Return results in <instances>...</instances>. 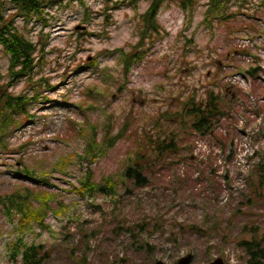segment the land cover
Masks as SVG:
<instances>
[{
    "label": "rangeland",
    "instance_id": "rangeland-1",
    "mask_svg": "<svg viewBox=\"0 0 264 264\" xmlns=\"http://www.w3.org/2000/svg\"><path fill=\"white\" fill-rule=\"evenodd\" d=\"M85 2L89 21L75 3L52 9L47 24L16 19L39 50L44 45L30 77L13 80L0 47V95L32 98L33 115L19 117L7 151L0 146V194L29 187L56 195L55 211L68 209L50 213L52 232L36 228L25 243L45 246L43 264H174L188 254L191 264L218 258L246 264L244 244H264V0H228V18L211 24L205 21L208 0H197L191 21L178 4H168L158 16L163 35L146 39L144 59L128 78L121 50L131 51L141 39L139 17L150 1L126 0L112 12V24L104 0ZM78 25L88 29L76 31ZM253 68L259 75L248 74ZM208 90L220 92L232 108L204 136L192 131L189 118L179 121L178 112L183 99ZM127 121L126 137L91 166L96 183L120 182L116 198L76 193L88 161L53 171L61 158L84 156L81 127L90 135L94 125L102 142ZM173 135L174 145L159 150ZM38 163L50 173L46 185L13 168L41 171ZM133 163L144 167L148 183L137 186L123 176ZM0 233V264H14L11 245L19 236L3 213Z\"/></svg>",
    "mask_w": 264,
    "mask_h": 264
},
{
    "label": "trees",
    "instance_id": "trees-1",
    "mask_svg": "<svg viewBox=\"0 0 264 264\" xmlns=\"http://www.w3.org/2000/svg\"><path fill=\"white\" fill-rule=\"evenodd\" d=\"M125 1L104 0V11L106 12L108 23H113L111 21L112 12ZM149 1L148 9L139 17L143 23L141 39L132 47L131 51L121 50L119 63L123 66L126 78L131 74L133 68L143 61L146 54V39L152 38L153 33H156L158 36L163 35L160 33L161 27L158 22L161 10L168 4H178L183 13L191 21L198 6L197 0ZM227 2L228 0H208L205 21L211 24L213 20H226L228 18L225 12ZM73 3L84 9L86 14L85 20L89 21L91 14L86 7L85 0H0V47L9 57L8 73L12 76L13 80L18 82L20 79L28 78L34 73L36 68L42 63V59L39 60V53L44 48V45H42L39 50V43L27 38L20 31L16 19L21 17L28 23L34 18H39L43 20V24H47L48 20L46 17L50 16L52 9H58L59 7L67 8ZM8 11L12 12L7 13ZM260 71L261 69L259 68H253L248 71V74L254 77L259 75ZM31 100L32 98L24 94L15 95L4 92L0 95V146L2 149L6 151L9 149L7 137L12 134V129L21 127L19 117L24 116L25 119H29L33 116L28 109ZM232 103V101H229L230 106ZM226 104H228V101L225 102L222 94L215 90H208L207 95L200 98L197 92H193L189 98L183 99L180 102L178 120L182 121L185 118H189L191 120L190 126L192 131L205 136L213 133L219 122L226 118L228 110L232 108L228 109ZM90 126V135L82 127L78 130L80 136L86 140L84 156H78L75 153L61 158L53 166V171L66 173L69 164L73 163L76 159L88 161L89 164L86 167L85 176L80 180L79 188H75L76 193L88 199H93L98 195H105L114 199L119 195L120 182L112 177H107L102 179L103 182L96 183L91 166L98 162L106 149L114 148L126 137L130 123L129 121L125 122L121 131L115 136H111L110 132L107 131L102 142L97 140L98 134L95 126ZM174 141L175 137L173 135L170 140L162 142V148L159 150L164 151L171 148L174 145ZM22 148H25V146ZM38 164L42 169L41 171L36 168H30L26 164H23L21 168H17L16 166L13 168L24 179L40 183V185H46L50 181V173L43 169L40 163ZM123 176L132 180L137 186L149 182L145 175L144 167L142 165L138 166L135 163L125 168ZM56 200L58 198L53 193L34 190L29 187L17 188L8 194H0V213H3L8 222L14 225V230L19 236L17 242L11 245L10 258L15 263H17L18 258H21L22 264H43L46 260L47 253L45 252V246L35 243L31 245L26 244L25 236L28 233L35 232L36 228L40 231L49 230L52 232L51 228L47 225L50 213H57L59 215L68 213L67 206L61 205L59 211H55L52 208L51 203ZM244 248L248 257L247 264H264V244L247 242L244 244Z\"/></svg>",
    "mask_w": 264,
    "mask_h": 264
},
{
    "label": "water",
    "instance_id": "water-1",
    "mask_svg": "<svg viewBox=\"0 0 264 264\" xmlns=\"http://www.w3.org/2000/svg\"><path fill=\"white\" fill-rule=\"evenodd\" d=\"M75 30L76 31H86L87 27L79 25V26H76ZM192 261H193V256L191 254H188L187 256L181 258L176 264H191ZM156 264H165V263L157 262ZM210 264H224V260L219 258Z\"/></svg>",
    "mask_w": 264,
    "mask_h": 264
},
{
    "label": "built area",
    "instance_id": "built-area-1",
    "mask_svg": "<svg viewBox=\"0 0 264 264\" xmlns=\"http://www.w3.org/2000/svg\"><path fill=\"white\" fill-rule=\"evenodd\" d=\"M228 80H229L232 84L237 83L235 80H231L230 78H228Z\"/></svg>",
    "mask_w": 264,
    "mask_h": 264
},
{
    "label": "flooded vegetation",
    "instance_id": "flooded-vegetation-1",
    "mask_svg": "<svg viewBox=\"0 0 264 264\" xmlns=\"http://www.w3.org/2000/svg\"><path fill=\"white\" fill-rule=\"evenodd\" d=\"M225 263V262H224ZM174 264H176V263H174ZM226 264V263H225Z\"/></svg>",
    "mask_w": 264,
    "mask_h": 264
}]
</instances>
